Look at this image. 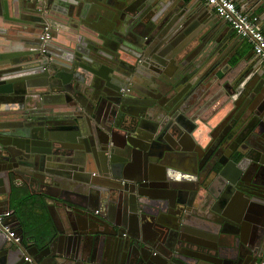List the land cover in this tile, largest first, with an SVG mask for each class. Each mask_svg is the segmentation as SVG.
<instances>
[{
  "label": "water",
  "instance_id": "water-1",
  "mask_svg": "<svg viewBox=\"0 0 264 264\" xmlns=\"http://www.w3.org/2000/svg\"><path fill=\"white\" fill-rule=\"evenodd\" d=\"M17 2L37 57L0 70L23 122L0 132V178L9 195L36 169L61 226L33 255L0 233V264H262L264 67L247 38L194 0ZM120 60L140 101L108 82Z\"/></svg>",
  "mask_w": 264,
  "mask_h": 264
},
{
  "label": "crops",
  "instance_id": "crops-1",
  "mask_svg": "<svg viewBox=\"0 0 264 264\" xmlns=\"http://www.w3.org/2000/svg\"><path fill=\"white\" fill-rule=\"evenodd\" d=\"M18 0H0V70L15 66L19 62L24 70L30 65L29 63L37 57L35 49L30 45L35 38L34 23H32V12L29 8L23 9L19 6ZM190 0H179L180 4L189 3ZM237 5L242 8L247 14L251 16L258 15L262 29L264 30V17L261 9L255 5H248V1L235 0ZM196 5H205L210 11H213L215 15L220 17L215 10L206 3L205 0H194ZM32 23V24H31ZM228 23V22H227ZM229 24V23H228ZM230 25V24H229ZM73 36L72 34H69ZM53 46L52 44H50ZM54 47H57L54 45ZM53 47V48H54ZM244 47L247 49H253L252 42L247 38L244 42ZM253 53V54H252ZM252 61L261 64L264 67L263 61L253 51ZM26 63V64H25ZM201 70H205L207 66H201ZM121 68V64H117L114 70ZM59 102V98L56 95L54 97L53 106H57L60 109V105L55 102ZM15 106L14 108L12 106ZM9 106V107H8ZM17 103H4L0 102V132L8 129H17V126L22 125L21 118L11 116L14 109L17 107ZM12 112V113H11ZM184 132H187L185 128H181ZM33 174H30L31 181L28 182L24 178H20L21 185L19 187L14 186L10 194H5L7 187L3 178H0V203L2 209L13 210V216L11 218L15 229L20 230V226H23L25 231V246L31 255H33V249L31 248L37 242L39 247L45 244V238L57 231V227L61 226L60 208L54 197L49 196L46 193L41 192V187L44 185L41 182L45 181V178L41 177V174L33 169ZM40 176V177H38ZM44 188H46L44 186ZM36 240V241H35ZM31 248V249H30Z\"/></svg>",
  "mask_w": 264,
  "mask_h": 264
},
{
  "label": "built area",
  "instance_id": "built-area-1",
  "mask_svg": "<svg viewBox=\"0 0 264 264\" xmlns=\"http://www.w3.org/2000/svg\"><path fill=\"white\" fill-rule=\"evenodd\" d=\"M205 1L220 17L224 18L233 27L236 34L248 38L252 42L254 52L264 63V30L260 25L259 16L247 14L237 5L235 0ZM48 38V32L41 35L43 41ZM12 216L13 210L2 209L0 203V233L5 234L7 239L13 241L15 244H21L23 243L22 237L12 223ZM25 259L29 262L33 261L31 255L26 256Z\"/></svg>",
  "mask_w": 264,
  "mask_h": 264
},
{
  "label": "flooded vegetation",
  "instance_id": "flooded-vegetation-1",
  "mask_svg": "<svg viewBox=\"0 0 264 264\" xmlns=\"http://www.w3.org/2000/svg\"><path fill=\"white\" fill-rule=\"evenodd\" d=\"M154 62V61H153ZM116 63V62H114ZM119 64H121V68L116 71V70H110L109 74H110V80L108 81L110 84H115L117 83V81H120L122 83V88H125V96L128 97V99L130 97L136 99V100H139L140 101V98L139 97H136L137 95L135 94V88H133V86L131 85L130 83V80H132V77L135 78L137 75H139L135 70H134V65H132V61H128V62H125V61H119ZM155 64H153L154 66ZM88 69V68H87ZM142 77V76H141ZM134 93V94H133ZM130 98V99H132ZM151 102V101H150ZM213 152V149L210 151V150H206L205 153H203L202 155V158L204 157V155H207V162L209 163H212L211 160L215 159V161H217L218 159H220L222 153L221 151H218V153H221L219 158L215 157V158H212L211 157V154ZM217 153V152H215ZM211 157V159H210ZM218 164V163H217ZM264 263V261H262V264Z\"/></svg>",
  "mask_w": 264,
  "mask_h": 264
},
{
  "label": "trees",
  "instance_id": "trees-1",
  "mask_svg": "<svg viewBox=\"0 0 264 264\" xmlns=\"http://www.w3.org/2000/svg\"><path fill=\"white\" fill-rule=\"evenodd\" d=\"M22 241H23V243L25 244V241H26V239H25V238H23V239H22Z\"/></svg>",
  "mask_w": 264,
  "mask_h": 264
}]
</instances>
